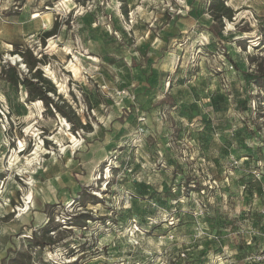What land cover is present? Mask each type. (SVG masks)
Returning a JSON list of instances; mask_svg holds the SVG:
<instances>
[{
  "label": "rangeland",
  "instance_id": "obj_1",
  "mask_svg": "<svg viewBox=\"0 0 264 264\" xmlns=\"http://www.w3.org/2000/svg\"><path fill=\"white\" fill-rule=\"evenodd\" d=\"M20 51L90 131L8 78ZM262 251L264 0H0V264Z\"/></svg>",
  "mask_w": 264,
  "mask_h": 264
},
{
  "label": "trees",
  "instance_id": "obj_2",
  "mask_svg": "<svg viewBox=\"0 0 264 264\" xmlns=\"http://www.w3.org/2000/svg\"><path fill=\"white\" fill-rule=\"evenodd\" d=\"M233 17V10L221 4L220 14L215 17V21L223 24L224 19L232 21ZM54 32L53 30L49 33H45V36L50 38L55 35ZM17 54L23 58L28 68V73H25L20 68L19 63L14 65L8 63L6 66V74L10 80L22 85L26 89L29 101H43L54 114L62 117L70 124L73 133L90 131V123L82 120L69 103L61 97L55 84L45 76L43 69L40 67L43 61L34 57L29 59L26 52L20 51Z\"/></svg>",
  "mask_w": 264,
  "mask_h": 264
},
{
  "label": "built area",
  "instance_id": "obj_3",
  "mask_svg": "<svg viewBox=\"0 0 264 264\" xmlns=\"http://www.w3.org/2000/svg\"><path fill=\"white\" fill-rule=\"evenodd\" d=\"M252 263L254 264H264V251H262L258 256L252 258Z\"/></svg>",
  "mask_w": 264,
  "mask_h": 264
}]
</instances>
